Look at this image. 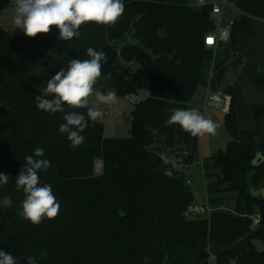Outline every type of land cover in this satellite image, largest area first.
<instances>
[{
  "label": "trees",
  "instance_id": "trees-1",
  "mask_svg": "<svg viewBox=\"0 0 264 264\" xmlns=\"http://www.w3.org/2000/svg\"><path fill=\"white\" fill-rule=\"evenodd\" d=\"M11 1L0 0V16ZM227 1L239 12L226 44L233 62L218 66L208 84L211 91L223 89L232 96L223 118L230 142L203 165L210 180L208 201L216 209L209 219L183 215L195 202L189 169L199 160V138L166 120L177 105L185 109L190 103L213 58V49L205 45L217 30L210 19L212 4L124 0L125 11L115 25L88 22L79 38L67 41L57 39L55 26L35 38L0 26V103L10 108L0 119V173L10 176L0 185V200H12L11 207L0 206V250L17 261L35 257L37 264H264V101L254 99L264 97V0ZM161 28L164 38L157 36ZM88 48L106 53L101 87L112 89L118 99L138 95L144 82L130 64L141 65L148 94L134 105L129 137H105L104 125L89 120L81 133L84 143L73 148L59 126L65 113L86 116L87 109L39 110L35 96L43 90L33 72L40 63H51L53 69H45L48 81L67 70L69 59H90ZM233 65L248 81L224 88ZM156 134L168 150L181 147L183 152L165 164L152 151ZM36 148H43L41 159L51 162L39 172L40 183L51 185L60 202L57 217L39 225L20 216L25 194L15 185L25 157ZM228 200L234 202L231 212L217 208ZM255 215L260 223L253 230Z\"/></svg>",
  "mask_w": 264,
  "mask_h": 264
},
{
  "label": "clouds",
  "instance_id": "clouds-1",
  "mask_svg": "<svg viewBox=\"0 0 264 264\" xmlns=\"http://www.w3.org/2000/svg\"><path fill=\"white\" fill-rule=\"evenodd\" d=\"M14 24L25 36L35 38L38 34H48L51 27L59 30L58 40L79 38V29L88 22L97 25H115L125 11L124 0H14ZM165 29L157 31V36L164 38ZM86 55L90 59L71 58L67 70L61 69L46 82L42 95H36V107L39 110L57 113L65 112V105L71 109L86 108L87 114L70 111L64 114L59 126L61 133L67 134L71 147L82 145L85 137L81 134L88 127V122H95L102 113L95 106L89 107V97L95 91V85L102 76L106 53L103 50L88 48ZM106 79L111 78L109 73ZM51 96L49 99L47 97ZM105 101H115L116 93L110 91ZM178 124L192 136L216 135L219 125L206 119L198 109H176L166 120V125ZM45 155L43 148H36L33 155L25 157L26 164L15 177L16 189L23 190L20 216L33 225H39L44 219H54L59 214L60 202L53 193L51 185H41L39 172L51 167V162L41 159ZM164 163L168 161L165 159ZM164 174L171 176L170 169ZM10 176L0 173V185L9 182ZM12 200L4 197L0 206L11 207ZM42 256L47 252L42 250ZM27 264H37L35 257H27ZM0 264H18L10 253L0 250Z\"/></svg>",
  "mask_w": 264,
  "mask_h": 264
},
{
  "label": "rangeland",
  "instance_id": "rangeland-1",
  "mask_svg": "<svg viewBox=\"0 0 264 264\" xmlns=\"http://www.w3.org/2000/svg\"><path fill=\"white\" fill-rule=\"evenodd\" d=\"M207 4H214V3H220L221 0H206ZM188 4L191 7H196L197 3L195 0H188ZM225 20L227 23H232L235 19L239 17V12L232 6H227L225 9ZM14 15H15V4L14 0L11 1V4L4 10L2 15L0 16V26L5 28L7 31L13 33V34H23V32L20 29H16L14 24ZM264 25V22H262ZM233 62V59L230 57V50L226 48V45L223 47H219L218 49H213V58L208 61L206 71H205V77L202 81V83L199 85L198 90L193 97V99L190 101V105L192 104L195 109H198L201 114L206 119H211L215 123L219 125V128L217 130L216 135H208L205 134L203 136H198L199 138V160L189 169V179L191 181V188L194 194H199L200 196H203L205 193V189L207 186V183L210 182L205 178L203 165L205 162H207L211 157H213L215 154H217L220 151H225L229 142L230 137L227 134L224 126H223V118L224 114H222L220 111L217 112H204L203 107L206 101L207 96V89H208V82L211 77L214 76L216 73V69L218 66H224L231 64ZM130 69L132 72L136 74V77L144 82V88L142 91H140L139 94L146 95L148 93L147 91V74L144 70V68L141 65H134L130 64ZM45 69L52 70L53 65L51 63H40L38 67L34 70L33 75L39 85V87L43 90L44 87H46L47 82V75ZM236 71V66L233 65L229 69V72L227 73L225 80L223 82V87L228 88L232 85H235L237 80L242 81L243 83H247V79L243 78L241 79ZM244 94L248 98L250 97V88L247 87V85L243 86ZM110 91H113L112 89H109L107 87H101L98 82L95 85V91L92 94V96L89 97V106H95L97 110H99L102 113V116L97 119L100 123L104 125V134L105 137L111 138V137H129L131 135V112L134 109L133 104H128L127 107L117 106V117L115 119V130H113L111 119L108 116H105V103L102 101L100 94L102 96H106V94ZM223 93V89L220 90ZM253 99V98H252ZM251 99V100H252ZM255 100L264 101L263 96H255ZM176 109H184V107L177 105ZM96 173H100L101 170H99V163L96 164L95 167ZM233 200H228L225 203H223L220 206H217V208L224 212H231L233 208ZM256 216V215H255ZM252 219V229L255 230L258 228V223L254 221V217ZM198 218L192 217L190 220H196Z\"/></svg>",
  "mask_w": 264,
  "mask_h": 264
},
{
  "label": "built area",
  "instance_id": "built-area-1",
  "mask_svg": "<svg viewBox=\"0 0 264 264\" xmlns=\"http://www.w3.org/2000/svg\"><path fill=\"white\" fill-rule=\"evenodd\" d=\"M195 1L197 3L196 7H202L207 4L206 0ZM212 6L210 19L216 25L217 30L205 38V45L208 48L218 49L220 46L226 45L230 41L232 23H227L225 20V9L230 5L227 0H221L220 3H214ZM209 41H211V43ZM147 94L145 96L141 94L127 95L123 99L116 98L115 101H105L104 96L100 94L102 101L105 103V116L110 117L113 130H115L114 126L115 119L117 117V106L120 105L122 107H127L128 104H138L147 98ZM231 105V95L222 92H213L209 88L203 110L204 112L212 113L220 111L222 114L226 115L230 112ZM101 169L102 165L99 163V170ZM215 211L216 209L212 207L208 201L207 189H205L203 196L195 194V202L186 209L183 215L188 220L192 217H196L198 219H209ZM254 221L258 224L260 223L259 215L254 217ZM228 264H240V262L232 260Z\"/></svg>",
  "mask_w": 264,
  "mask_h": 264
},
{
  "label": "water",
  "instance_id": "water-1",
  "mask_svg": "<svg viewBox=\"0 0 264 264\" xmlns=\"http://www.w3.org/2000/svg\"><path fill=\"white\" fill-rule=\"evenodd\" d=\"M9 111L10 108L7 105L0 103V119L5 117L9 113ZM183 150L184 149L181 147L173 150H168L165 146L164 140L159 136V134L155 135V147L152 149V151L159 154L162 158L170 160L171 158L177 156L179 153L183 152ZM18 264H27V259L18 260Z\"/></svg>",
  "mask_w": 264,
  "mask_h": 264
},
{
  "label": "crops",
  "instance_id": "crops-1",
  "mask_svg": "<svg viewBox=\"0 0 264 264\" xmlns=\"http://www.w3.org/2000/svg\"><path fill=\"white\" fill-rule=\"evenodd\" d=\"M210 79H211V78H210ZM208 91H209V84H208L207 93H208ZM206 98H207V96H206ZM192 108H194V107H193L192 104L190 105V103H188V104L185 106V109H192ZM115 137H116V136H115ZM256 216H258V215H256Z\"/></svg>",
  "mask_w": 264,
  "mask_h": 264
},
{
  "label": "snow or ice",
  "instance_id": "snow-or-ice-1",
  "mask_svg": "<svg viewBox=\"0 0 264 264\" xmlns=\"http://www.w3.org/2000/svg\"><path fill=\"white\" fill-rule=\"evenodd\" d=\"M211 43V41H209Z\"/></svg>",
  "mask_w": 264,
  "mask_h": 264
}]
</instances>
